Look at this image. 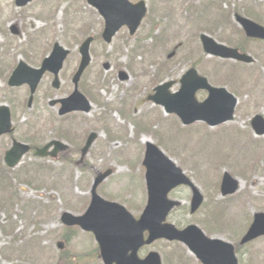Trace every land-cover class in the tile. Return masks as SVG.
Instances as JSON below:
<instances>
[{"label": "rangeland", "instance_id": "obj_1", "mask_svg": "<svg viewBox=\"0 0 264 264\" xmlns=\"http://www.w3.org/2000/svg\"><path fill=\"white\" fill-rule=\"evenodd\" d=\"M82 1L37 0L21 11L23 18L18 16L20 9L14 0H0L7 15H11L5 19L9 26L21 25L23 29L19 40L10 33L1 35L0 47L8 43L15 58L23 57L17 51L19 45L26 50L23 58L33 67L40 66L55 42L71 51L60 74L61 88L54 90V98L68 96L73 91L72 77L81 59L79 47L88 35L102 29L100 16ZM206 1L147 0L149 16L137 34L138 42L121 31L111 45L94 43L92 63L80 86L93 109L89 114L74 113L70 121L56 122L57 127L48 118L47 110L46 115L36 119L19 108L26 96L25 90L8 91L5 81L10 70L0 64V89L4 97L12 99L17 139L41 143L56 138L72 147L70 154L55 160L29 154L11 170L4 164V152L11 141L0 140V264H63L79 252L86 253V259L91 260L88 252L95 246L94 241L80 230L65 243L66 259L58 249L57 243L65 242L61 236L65 228L62 213L82 214L89 204L95 177L112 169L113 175L99 187V193L108 200L132 206L131 211L138 216L147 202L142 164L147 142L159 146L182 167L205 196V204L196 215L176 213L179 222H194L228 240V236L234 235L233 227L235 231L245 230L255 213L264 212V157H259L264 154V137H257L251 127L254 116H264V43H246L243 47L256 61L241 65L207 56L199 39L205 33L229 46L244 44V34L234 20V9L243 11L247 7L246 12L264 25V0H218L216 9L211 3L204 4L202 9L201 4ZM197 4L203 13L196 17ZM46 13L49 17L44 16ZM163 13L168 15V20L158 21L157 16ZM158 26L162 33L166 32L167 46L163 50L156 47L150 50L164 41L156 38L149 47L148 34L152 36ZM133 44H138L139 53L128 54ZM173 52L175 56L169 58ZM180 52L188 57L183 58ZM194 59L201 62L200 70L212 84L225 86L239 98L233 121L214 128L201 122L184 127L175 115L166 114L163 107L147 100L157 84L167 79L178 80ZM105 63L110 64L109 70L104 69ZM120 69L130 74L129 81L118 79ZM51 82L47 78L42 85L38 109L41 104L48 109V101L42 99ZM180 86L176 83L171 90L176 92ZM2 98L0 95L4 102ZM126 110L130 111L129 115ZM138 121L152 123L145 129ZM91 132H96L98 139L82 161L79 151ZM256 158L257 167L251 169L249 165ZM225 172L240 182L239 191L228 198H223L220 192ZM170 196L185 206L190 205L191 192L187 188L177 189ZM221 204L229 208L225 213ZM213 213L218 215V220L222 217L225 220V214L230 220V230L216 228ZM158 246L164 245L156 247L163 258L176 255L167 247ZM244 251L245 263L252 260V264H263L256 260H264V238ZM90 262L102 264L95 259Z\"/></svg>", "mask_w": 264, "mask_h": 264}, {"label": "water", "instance_id": "obj_2", "mask_svg": "<svg viewBox=\"0 0 264 264\" xmlns=\"http://www.w3.org/2000/svg\"><path fill=\"white\" fill-rule=\"evenodd\" d=\"M31 1L33 0H17V5L22 7ZM88 1L105 17L106 29L103 37L108 43L123 26H128L131 34H135L147 12L144 2L132 5L127 0ZM237 20L248 37L264 40V28L262 26L240 16H237ZM92 41V38L88 39L80 49L82 61L74 77L76 90L69 98L60 101L62 104L61 115L73 111L89 112L91 110L89 101L79 92L78 84L83 72L91 63L89 49ZM202 41L208 54L246 63L254 62L252 57L240 54L236 49L219 45L207 36H202ZM68 54V51L56 44L52 55L44 61L40 70L32 69L22 63L13 74L10 85L20 86L27 83L31 87L32 95H34L45 72L49 71L57 76ZM106 68L108 69L109 66L107 65ZM120 76L123 80L128 78L124 73H121ZM54 86L59 87L58 79L54 82ZM170 87L171 84H167L157 88V94L150 99L165 107L168 113L179 116L185 125L203 121L215 127L233 120L237 99L225 89L210 86L206 79L198 78L195 71H191L184 77L179 93L170 94L168 91ZM202 89L209 92V97L204 103H199L195 99V94ZM32 102L33 97L30 99V106ZM55 103L53 102L52 105ZM11 127V115L8 108H0V135L11 132ZM253 128L258 135H264V118L257 116L253 120ZM96 138V134L89 137L83 150L84 155L87 154ZM53 146L54 150L49 152ZM66 149L67 146L63 143L53 141L43 149L38 150L36 155L56 157L60 151ZM29 150V146L15 143L6 156L8 166L13 168L18 165ZM144 166L146 167L148 205L140 220L136 221L124 207L107 202L97 194L98 186L112 174V171L108 170L98 175L94 182L92 202L87 213L83 217H74L66 213L63 216V222L69 226L78 225L84 230L94 233L105 264H161L157 254H151L146 260L139 261L137 252L143 245L151 244L153 241L162 238L185 243L204 264H238L233 245L222 240L206 238L196 226H191L181 232L173 225L164 224L170 211L180 205L179 202L168 199V195L173 189L181 185L189 186L192 189V212H195L202 205L203 195L184 175L183 171L154 144L148 143L147 145ZM238 189V181L226 174L222 184L223 195L234 194ZM145 232H149L148 241L144 240ZM263 235L264 213H259L255 215L254 223L241 244L245 245ZM129 253L131 256H127Z\"/></svg>", "mask_w": 264, "mask_h": 264}, {"label": "flooded vegetation", "instance_id": "obj_3", "mask_svg": "<svg viewBox=\"0 0 264 264\" xmlns=\"http://www.w3.org/2000/svg\"><path fill=\"white\" fill-rule=\"evenodd\" d=\"M129 1V3H131L132 5H135V4H137L138 2H140V1H145L146 2V4H147V8H148V15H147V18H148V16H149V4H148V2H147V0H138V1H136V0H128ZM209 1H211V0H207L206 1V3L207 2H209ZM235 1H238V0H235ZM84 4H88V2H87V0H83L82 1ZM236 3V2H235ZM14 4H15V0H14ZM204 4H205V2L203 3V4H201V6H202V9H203V6H204ZM83 4L81 3L80 4V6H82ZM89 6V5H88ZM90 7V6H89ZM86 8V7H85ZM247 7H243V11H240V10H235L234 9V12H233V16H234V20H235V22L237 23V21H236V17H237V15H240V16H242V17H244V18H248V19H254V17H252L251 15H250V13L248 12H246V9ZM91 9H93L97 14H98V12L94 9V8H92L91 7ZM214 9H216V8H214ZM248 9H250L249 7H248ZM24 9H20L19 11H18V13H20V14H18V16H21V17H25V16H23L22 15V13H21V11H23ZM195 11L197 12L196 14H195V16L197 17V16H200L202 13H203V11L199 8V5L197 4L196 5V8H195ZM248 14V15H247ZM99 15V14H98ZM250 15V16H249ZM7 16H9V18H11V15H7V13L5 12V7L4 6H1L0 5V43H1V39H2V37H1V35H7L8 33H10V34H12V35H14V36H16L17 38H18V40L20 39V36H21V31L23 30L22 29V26L20 25H16V24H13V25H10L9 26V23H7L6 22V17ZM101 18V17H100ZM157 18H158V21H160L161 19H164L165 21H167L168 20V15L166 14V13H163L162 15H159V16H157ZM101 28H102V30L101 31H103V29H104V27H105V25H104V21H103V19L101 18ZM158 28V29H157ZM156 29H155V31H154V33H153V35L152 36H150L149 34H148V38H149V40L148 41H151V43H152V41H154V39H156V38H161V39H165L167 36H166V32H163L162 33V29H161V27L160 26H158ZM242 30V29H241ZM121 31H124V32H126V33H129V29H128V27H124V28H122L120 31H119V33L121 32ZM242 32H243V30H242ZM119 33L115 36V38L119 35ZM138 34V33H137ZM137 34H135L134 36H132L130 33H129V37H131V39L133 38V39H136L135 41L136 42H138V40H137ZM243 34H244V32H243ZM101 36V35H100ZM115 38H114V40H115ZM114 40H113V42H114ZM100 41V43H102L101 42V40H99ZM7 42H10V41H7ZM112 42V43H113ZM219 42V41H218ZM242 42L244 43V44H238L237 46H234V47H236L237 49H239L241 52H247V49H246V47H243L246 43H250L251 41L250 40H246L245 38H243V40H242ZM150 43V46L152 45ZM221 43V42H220ZM223 44H225V43H223ZM227 45V44H226ZM149 46V47H150ZM163 46V47H162ZM166 43H165V40L163 41V42H158V45H156V46H152L151 47V49L152 48H154V47H156V48H159L160 50H163V49H165L166 48ZM139 46H138V44H133L132 45V47L130 48V50H129V52H128V54H132V53H134V51L135 50H138L139 48H138ZM23 48V47H22ZM21 48V46L19 45V47L17 48V51H19V53L24 57V55L26 54V50H24V49H22ZM155 48V49H156ZM158 49V50H159ZM184 49V48H183ZM13 51L11 50V48H9L8 47V43H5V44H2V46L0 47V64H3L4 65V69L7 67V69H9L10 71H8V75H6V81L5 82H7L6 84H8L7 86L9 87V88H7L8 89V91L9 92H13V91H15L11 86H10V84H9V80H10V77H11V75H12V73L14 72V70L18 67V65L21 63V62H26L27 63V59L26 58H23V57H21L22 59H20V60H18V58H15L14 57V54L12 53ZM180 53H182V52H180ZM157 54H159V51H157ZM178 54V51H177V53H176V55ZM173 56H175V52H173L172 54H170L169 55V58H172ZM198 56V54L196 55V57ZM182 57L184 58V57H188V55H186L185 53L183 54L182 53ZM191 58H194L193 56H190ZM15 58V59H14ZM225 61V60H224ZM7 63H9V65L7 64ZM41 65V64H40ZM200 65H202L201 64V62H198L196 59H194L192 62H190L189 63V65L186 67V69H185V71L184 72H182V74H181V76L180 77H178V80H176V79H167L164 83H173V86L174 85H176V83H180V81H181V79L185 76V75H187L191 70H195V72L200 76V77H202V78H206L208 81H209V83L211 84V85H213V86H216V85H214V84H212L211 82H210V80L205 76V75H203L204 73H202V71L200 70L201 69V67H200ZM227 65V64H226ZM242 65V64H241ZM35 68H38V67H35ZM119 71H125L126 73H127V75H128V80L127 81H129L130 79H131V76H130V74L126 71V70H123V69H120ZM118 74H119V72H118ZM47 78L50 80H52V82H53V80H54V76L52 75V74H46L45 76H44V78H43V81H42V83H41V85L39 86V88H38V93H37V95H35V97H34V100H33V105H32V107H29L28 106V103H29V99H30V88L27 86V85H24V86H21V87H17V88H20V89H24L25 90V93H26V96H25V98H24V100H22V101H20V106H19V108L20 109H23L24 111H27V112H30V114H32V116H34L36 119H40V118H42V115H46V113H45V110H47L48 111V113L47 114H49V116H48V118L49 119H52V123L54 122V126L55 127H57L56 126V122L57 123H60V122H63V121H66V120H69L70 121V117L71 116H73L74 115V113H72V114H69V115H66V116H60L59 115V111H60V104H56L55 106H51V99H50V97L52 96V95H54L53 94V88L51 87L52 86V82H51V84L50 85H48V87L46 88V90H44V97H43V99L42 100H45V101H48V109L43 105V104H41V108H39L38 109V105H39V98H40V92H41V89H42V85L44 84V81L45 80H47ZM72 79H73V77H72ZM60 80H61V76H60ZM125 82V81H124ZM49 84V83H48ZM61 84H62V80H61ZM217 87H225V86H217ZM226 88V87H225ZM227 89V88H226ZM228 91H229V93H231L232 95H234L236 98H237V100H238V104H237V107H236V110H235V113H236V111H237V108L239 107V98L236 96V94H234L233 92H231L229 89H227ZM0 95L3 97L2 99H4L5 101L4 102H1V100H0V108H3V107H6V108H8L9 109V111H10V114H11V116H12V119H14V114H15V110H14V108H13V106L11 105V101L10 100H12L11 99V97H10V99H7L6 97H4L5 95H4V93H3V90L2 89H0ZM203 95H205V97H204V99H203ZM196 97H197V100L199 101V102H203V101H205L206 100V98L208 97V92H206V91H202V90H198L197 91V94H196ZM61 98H63V97H61ZM50 99V100H49ZM54 99H60V98H54ZM52 110V111H51ZM53 110H55V112L53 111ZM127 111V110H126ZM124 113H125V111H123ZM128 112H130V111H127L126 112V114H128ZM129 115V114H128ZM261 115V114H260ZM45 117V116H44ZM55 127H53V129L55 128ZM16 136H18V132H17V126H15V124H14V132L13 133H10V134H3L1 137H0V140H2L3 138H9L10 139V141H11V145H12V143H13V141L14 140H18L17 139V137ZM29 143V142H28ZM31 146H32V144H33V142H31V143H29ZM38 145L37 143H34V145ZM11 145H10V147H11ZM70 146V145H69ZM10 147H9V149H10ZM36 147H38V146H36ZM72 148V147H71ZM34 150L35 149H33V152H34ZM7 151V150H6ZM5 151V152H6ZM70 151H71V149H70V147H69V150L67 151L69 154H70ZM4 152V153H5ZM66 152V153H67ZM66 153H64V154H66ZM61 155H63V154H60L59 155V157L61 156ZM130 206V205H129ZM127 206V208L131 211V209H133V207L132 206ZM190 213V216H194V215H196L197 213H195V214H192L191 213V206L189 205V206H181V207H179L178 208V213ZM173 215V214H172ZM172 215H171V217H172ZM136 216V215H135ZM192 223H194V222H192ZM192 223H190V222H186V223H182V224H180V225H176V227L179 229V230H184L185 228H187L190 224H192ZM219 222L216 220V224H215V226L216 227H219ZM201 228V227H200ZM202 229V228H201ZM76 230H74V229H69V228H64V231H63V233H62V237H63V239L65 240V242H62V244H63V249L65 248V243H67L68 241H70V239H71V237H72V234L75 232ZM86 232H84V234H85ZM148 233H145V237L147 238L148 237ZM206 235L208 236V237H210L207 233H206ZM85 236L87 237V238H92V240L94 241V244H95V246L93 247V249L91 250V251H89L88 252V254L90 255V257H91V260H89V259H86V253H82V252H79V253H77L76 255H74V257L71 255V257H69V260H65L64 261V263L63 264H89V263H91L90 261H93V259H95V260H99L102 264H105L104 263V260H103V257H102V254H101V252H100V249H99V247H98V245H97V243H96V241H95V238H94V236L91 234V233H86L85 234ZM88 241V240H87ZM159 244H163L164 246H158L159 248H168V250L169 251H173V253H176V255H169L168 256V258L166 259L165 258V256H164V258H163V256H162V254H161V252L159 251V250H157L156 249V247H157V245H159ZM183 249H185L184 250V252L182 251ZM167 250V251H168ZM152 252H157V253H159V255H160V257H161V260H162V262H163V264H167V261H170L171 263L170 264H203L193 253H191V251L189 250V248L187 247V246H185L184 244H182V243H179V242H169V241H165V240H161V241H157V242H155V243H153L152 245H149V246H145V247H143V248H141V250L137 253V259L139 260V261H144V260H146L149 256H150V254L152 253ZM167 253V252H166ZM177 253H178V257H176L177 256ZM181 253V254H180ZM188 253H190L191 254V256L190 255H188ZM244 253H245V251L241 254H239V258H238V263L239 264H252L253 263V261L252 260H248L246 263H245V261H244V257H245V255H244ZM180 254V255H179ZM244 255V256H243ZM127 256H131V253H129ZM64 257H65V259L67 258V254L65 255L64 254ZM256 261H259V263L260 262H264V260H261V259H259V260H256ZM264 264V263H263Z\"/></svg>", "mask_w": 264, "mask_h": 264}, {"label": "trees", "instance_id": "obj_4", "mask_svg": "<svg viewBox=\"0 0 264 264\" xmlns=\"http://www.w3.org/2000/svg\"><path fill=\"white\" fill-rule=\"evenodd\" d=\"M232 240H233L235 243H238V241H239V237H238V235H236L234 238H232Z\"/></svg>", "mask_w": 264, "mask_h": 264}]
</instances>
